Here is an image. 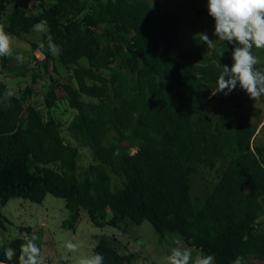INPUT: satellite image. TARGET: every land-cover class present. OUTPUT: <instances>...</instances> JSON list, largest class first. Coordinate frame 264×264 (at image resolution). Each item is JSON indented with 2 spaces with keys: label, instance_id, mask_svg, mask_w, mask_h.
<instances>
[{
  "label": "trees",
  "instance_id": "1",
  "mask_svg": "<svg viewBox=\"0 0 264 264\" xmlns=\"http://www.w3.org/2000/svg\"><path fill=\"white\" fill-rule=\"evenodd\" d=\"M191 1L197 12L207 13ZM10 3L0 0L5 30L24 38L35 23L47 20L62 54L52 56L38 42L33 49L47 61L58 58L73 67L78 87L65 85L69 104L78 111L71 127L98 164L79 176V150L64 142L60 124L45 121L36 107L14 95L0 103V205L12 198L42 203L52 194L66 200L72 228L82 211L98 227L125 230L148 221L161 240L179 233L189 247L214 255L215 264H231L236 256L246 264L263 261L264 161L251 123L262 110L249 106L251 98L239 84L228 95H213L221 65L233 63L232 54L220 53L234 45L219 44L207 55L192 39L172 54L173 45L164 42L180 27L178 16L156 12L149 0H56L41 16L19 6L8 14ZM84 58L87 66L81 64ZM13 59L0 58V94L9 89L1 77L18 74ZM82 95L97 102L87 103ZM56 103L52 86L46 104L52 109ZM112 132L117 142L105 145ZM203 170L218 172L205 197L195 193ZM112 174L123 178L120 186L113 185ZM25 240L0 248V260L18 264ZM7 247L16 250L10 262ZM95 253L104 256V264L133 261L108 238Z\"/></svg>",
  "mask_w": 264,
  "mask_h": 264
},
{
  "label": "rangeland",
  "instance_id": "2",
  "mask_svg": "<svg viewBox=\"0 0 264 264\" xmlns=\"http://www.w3.org/2000/svg\"><path fill=\"white\" fill-rule=\"evenodd\" d=\"M156 12L160 14H175L178 16L180 27L167 34L164 45H173L172 54L188 47L190 41L196 38L197 33H206L210 39L215 40V47L220 42L214 35V19L208 14L207 0H196L199 9L207 13H199L192 7L191 0H149ZM56 2V0H55ZM52 5L51 0H11L8 7L10 14L16 6L26 9L33 16L43 15L44 8ZM101 30V29H100ZM39 39L38 34L31 33L24 38L14 37L13 49L15 53H21L25 57L23 63L13 59V65L17 68L15 76H2L17 97L24 98L26 106L36 107L43 119L48 121L55 119L61 127V135L64 142L77 147V173L79 176L88 175L90 169L98 162L93 158L92 149L88 143L72 129L71 125L76 120L78 111L71 108L65 85L78 87L74 76L73 67L64 66L58 58L47 61L40 49H33L32 44ZM214 47V48H215ZM196 48L204 54L211 55L214 48H207L203 42H198ZM230 47L226 56L232 54ZM256 54L264 61V50H255ZM40 55L37 57V55ZM81 64L88 65L87 59H82ZM106 76L111 75L110 70H103ZM52 86L56 87L57 103L52 109L46 104V98ZM264 96L252 99L248 102L252 108L262 110L258 117H252L251 123L257 128L254 146L264 161ZM81 99L87 103L97 102L88 96L82 95ZM117 133H108L104 144L110 145L117 142ZM126 144V143H125ZM134 153L135 150L133 149ZM113 185L120 186L122 177L112 174ZM218 180V172L203 170L196 179L195 193L205 197ZM71 211L63 198H57L48 194L42 203H35L23 198H12L5 206L0 205V248L17 238H28L35 233L39 239L37 244L41 249V258L44 261H52L56 264H75V260L82 255L95 254V248L103 238H108L122 254H132V264H163L164 257L170 254L174 247L173 238L181 237L183 245L189 247L179 233H167L161 240L152 225L147 221L141 226L129 224L125 230H120L109 225L98 227L91 221L87 211H82L81 217L72 228L70 226ZM111 215H109V218ZM264 231V216L259 220ZM72 240L79 242L81 248L77 253H69L64 248V242ZM193 255H206L200 250L189 247ZM254 264H264V260H256Z\"/></svg>",
  "mask_w": 264,
  "mask_h": 264
},
{
  "label": "clouds",
  "instance_id": "3",
  "mask_svg": "<svg viewBox=\"0 0 264 264\" xmlns=\"http://www.w3.org/2000/svg\"><path fill=\"white\" fill-rule=\"evenodd\" d=\"M51 3L54 5L55 0H51ZM207 10L215 22L216 40L234 45L232 66L221 65L213 95L218 92L228 95L239 84L254 100L264 96V61L255 51L264 50V0H207ZM31 31L38 34L37 42L41 50L46 49L52 56L62 54V48L54 42L50 34L47 20L42 19L35 23ZM196 38L205 43L207 48L215 47V40L210 39L206 33H197ZM13 41L14 37L5 30V25L0 23V58L14 57L17 62L23 63L24 55L14 54ZM222 53L223 51L220 55ZM14 95L11 89L5 90L0 94V103L10 101ZM114 154H119V150ZM38 239L33 233L20 245L18 264H45L37 244ZM173 244L175 246L170 249V254L164 257L163 264H215L214 255L194 256L193 250L185 247L178 235L173 238ZM64 248L69 253H77L81 244L68 240L64 242ZM4 256L7 261H12L16 250L7 247L4 249ZM0 264H4V261L0 260ZM75 264H104V256L99 253L82 255L75 260ZM231 264H246V260L243 256H236Z\"/></svg>",
  "mask_w": 264,
  "mask_h": 264
},
{
  "label": "crops",
  "instance_id": "4",
  "mask_svg": "<svg viewBox=\"0 0 264 264\" xmlns=\"http://www.w3.org/2000/svg\"><path fill=\"white\" fill-rule=\"evenodd\" d=\"M40 55L38 54L37 57H39Z\"/></svg>",
  "mask_w": 264,
  "mask_h": 264
},
{
  "label": "water",
  "instance_id": "5",
  "mask_svg": "<svg viewBox=\"0 0 264 264\" xmlns=\"http://www.w3.org/2000/svg\"><path fill=\"white\" fill-rule=\"evenodd\" d=\"M4 264H6V263H4Z\"/></svg>",
  "mask_w": 264,
  "mask_h": 264
}]
</instances>
